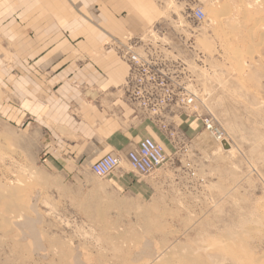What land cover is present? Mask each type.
I'll return each instance as SVG.
<instances>
[{"label": "rangeland", "instance_id": "374dc122", "mask_svg": "<svg viewBox=\"0 0 264 264\" xmlns=\"http://www.w3.org/2000/svg\"><path fill=\"white\" fill-rule=\"evenodd\" d=\"M196 2L161 7L148 33L179 44L166 53L186 63L233 152L203 128L200 148L183 145L151 174L124 161L101 178L52 164L39 134L0 117V264H264V0ZM196 6L204 23L171 19ZM234 242L244 262L225 254Z\"/></svg>", "mask_w": 264, "mask_h": 264}, {"label": "crops", "instance_id": "0c3cea01", "mask_svg": "<svg viewBox=\"0 0 264 264\" xmlns=\"http://www.w3.org/2000/svg\"><path fill=\"white\" fill-rule=\"evenodd\" d=\"M192 4L198 2L0 0V117L39 134L52 164L86 170L106 154L125 157L147 137L169 158L185 144L200 148V119L175 115L171 137L139 116L124 98L128 63L105 49L112 39L145 35L164 19L161 7ZM179 12L171 19L192 23Z\"/></svg>", "mask_w": 264, "mask_h": 264}, {"label": "built area", "instance_id": "2783aa9c", "mask_svg": "<svg viewBox=\"0 0 264 264\" xmlns=\"http://www.w3.org/2000/svg\"><path fill=\"white\" fill-rule=\"evenodd\" d=\"M187 9L189 12L185 13L189 21L197 24L206 21V13L200 6ZM157 33L161 39L167 38L166 31L157 30ZM146 34L149 35L148 32ZM147 36H126L124 40L115 38L105 46V49L117 52L129 65V75L123 86L125 100L139 116L157 124L171 137L175 135L172 120L175 115L183 113L200 119L204 129L222 142L225 134L213 116L201 112L198 93L190 86V80L186 76V63L167 54L178 51L174 49V43L157 41L154 44L152 36ZM183 39L179 37V40L184 41ZM124 161L137 173L148 175L167 164L169 157L162 144L147 137L125 157L106 154L90 170L94 175L105 178Z\"/></svg>", "mask_w": 264, "mask_h": 264}, {"label": "bare ground", "instance_id": "6f19581e", "mask_svg": "<svg viewBox=\"0 0 264 264\" xmlns=\"http://www.w3.org/2000/svg\"><path fill=\"white\" fill-rule=\"evenodd\" d=\"M223 141H224V142H223ZM223 141L221 142V143H223L222 145L225 146V147L228 146V150H227V151H228V152H233V145H232V143L229 141V139L224 138ZM226 148H227V147H226ZM12 190H13V189H11V191H12ZM11 191H9V192L11 193ZM14 191H16V190H14ZM14 191H13V192H14ZM17 191H18V189H17ZM10 193L8 194L9 196H11ZM14 193H16V192H14ZM14 193H12V196H13ZM3 195H4V194H3ZM5 195H6V194H5ZM6 196H7V195H6ZM12 196H11V198H12ZM15 196H16V195H15ZM15 196H13V197H15ZM2 198H4V196H3ZM15 198H16V200L18 201V198H19V197H15ZM20 198H21V197H20ZM8 199H10V198L8 197ZM11 200H12V199H11ZM14 200H15V199H14ZM14 200H12V201H14ZM15 203H16V202H15ZM16 204H17V206H18V203H16ZM10 205H11V204H10ZM14 205H15V204H14ZM23 206H24V205H23ZM15 207H16V206H15ZM98 207H99V206H98ZM7 208H9V206H8ZM262 208H264V207H262ZM262 208H261V209H262ZM16 209H17V207H16ZM18 209H19V206H18ZM257 209H258V208H257ZM8 211H10V210H8ZM14 211L17 212V210H14ZM259 213H260V212H259ZM22 215H23V214H22ZM22 215H21V216H22ZM249 217H250V216H249ZM249 217H247V218L249 219ZM250 218H251V217H250ZM253 218H254V217H253ZM9 220H11V219H9ZM18 220H19V219H18ZM252 220H253V219H252ZM247 223H249V222H247ZM243 226H244V225H243ZM249 226H250V224H249ZM251 226H252V225H251ZM11 227H12V226H11ZM249 228H250V227H249ZM251 228H253V227H251ZM31 230H32V229H31ZM10 231H11V230H10ZM203 233H204V232H203ZM233 233H234V232H233ZM235 234H236V233H235ZM237 236H238V235H237ZM261 236H262V235H261ZM232 237H233V236H232ZM234 237H236V235H234ZM240 237H241V236L238 237L239 240L241 239ZM23 238H24V237H23ZM211 239H212V238H211ZM215 240H216V239H215ZM223 240H224V239H223ZM223 240H220V241H218L217 243L215 242L214 244L217 245V246H218V245L220 246L221 243H223L222 245H228V243L226 244V242H225V244H224V242H222ZM208 241H209V240H208ZM216 241H217V240H216ZM224 241H225V240H224ZM233 241H234V240H233ZM235 241H236V242H239V241H237V239H236ZM240 241H241V240H240ZM219 242H220V244H218ZM229 243H231V242L229 241ZM203 244H205V243H203ZM235 245H236V244H235V242H234V244H230L229 247L227 246V247H228V248H226L227 250L224 248V249H225L224 251H226L225 254H229L228 256H230V258H232V259H234V260H236V261L244 262L243 259H242V261H241V257L239 258V257H238V254H236V251H235ZM240 245H241V243H240ZM242 245H243V244H242ZM212 246H214V245H212ZM219 246H218V247H219ZM33 247H34V246H33ZM209 247H211V246H209ZM209 247H208V248H209ZM218 247L215 246L214 249L218 250V249H217ZM222 247H223V246H221V248H222ZM224 247H226V246H224ZM237 247H238V246H237ZM243 247H244V246H243ZM198 248H199V247H198ZM202 249H203V248H201V250H202ZM245 249H246V248H245ZM240 250H242V246L240 247ZM186 251H187V250H186ZM189 251H190V250H189ZM189 251H188V252H189ZM188 252H187V253H188ZM201 252H202V251H201ZM240 252H241V251H240ZM243 252H244V251H243ZM243 252H242V253H243ZM172 253H173V252H172ZM177 253H178V252H177ZM187 253H186V254H187ZM207 253H208V252H207ZM216 253H217V252H215V254H216ZM244 253H245V252H244ZM217 254H218V256H216ZM217 254L215 255V257L217 258V262L220 263V262H221L220 259L223 258V257H221L222 255H219L220 253H217ZM222 254H224V252H223ZM245 254H247V253H245ZM184 255H185V254H184ZM196 255H197V254H196ZM219 256H220L221 258H220ZM226 256H227V255H226ZM239 256H242V255H239ZM182 257H183V256H182ZM182 257H181V258H182ZM248 257H249V256H248ZM248 257H247V258H248ZM192 258H193V257H192ZM216 258H215V259H216ZM218 258H220V259H218ZM225 258H226V257H225ZM249 258H250V257H249ZM223 259H224V258H223ZM253 259H254V258H253ZM253 259H252V257H251L249 260H246V261H245V264H261V263H259V261L256 262L257 259H256V260H253ZM218 260H220V261H218ZM185 261H186V260H185ZM179 262H180V261H179ZM228 262H229V260H228ZM180 263H181V262H180ZM230 263H231V262H230ZM227 264H228V263H227ZM232 264H233V263H232Z\"/></svg>", "mask_w": 264, "mask_h": 264}, {"label": "water", "instance_id": "95a60500", "mask_svg": "<svg viewBox=\"0 0 264 264\" xmlns=\"http://www.w3.org/2000/svg\"><path fill=\"white\" fill-rule=\"evenodd\" d=\"M228 148V146H226Z\"/></svg>", "mask_w": 264, "mask_h": 264}]
</instances>
